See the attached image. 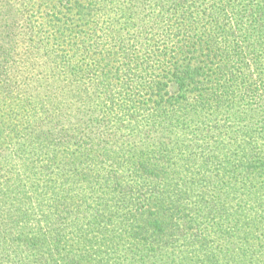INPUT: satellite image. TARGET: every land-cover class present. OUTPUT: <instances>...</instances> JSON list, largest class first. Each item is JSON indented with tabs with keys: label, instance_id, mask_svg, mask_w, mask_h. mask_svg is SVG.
Instances as JSON below:
<instances>
[{
	"label": "trees",
	"instance_id": "trees-1",
	"mask_svg": "<svg viewBox=\"0 0 264 264\" xmlns=\"http://www.w3.org/2000/svg\"><path fill=\"white\" fill-rule=\"evenodd\" d=\"M0 264H264V0H0Z\"/></svg>",
	"mask_w": 264,
	"mask_h": 264
}]
</instances>
